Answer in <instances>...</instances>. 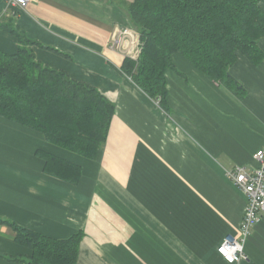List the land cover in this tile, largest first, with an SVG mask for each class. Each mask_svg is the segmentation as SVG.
I'll use <instances>...</instances> for the list:
<instances>
[{
  "label": "crops",
  "instance_id": "0c3cea01",
  "mask_svg": "<svg viewBox=\"0 0 264 264\" xmlns=\"http://www.w3.org/2000/svg\"><path fill=\"white\" fill-rule=\"evenodd\" d=\"M11 22L39 42L31 46L37 60L98 89L114 114L93 159L0 116V217L58 239L81 231L76 264H230L217 247L237 232L246 198L227 171L252 169L253 154L264 147V59L254 65L238 55L229 68L243 88L235 92L174 53L177 71H165L162 107L122 71L125 56L110 48L116 26L132 27L120 6L30 0L20 9L0 0V24ZM259 46L264 52V38ZM18 47L0 27V51ZM37 150L79 164L80 178L69 183L46 174ZM14 234L0 224V264H26L31 254ZM244 251L240 264H264V219Z\"/></svg>",
  "mask_w": 264,
  "mask_h": 264
},
{
  "label": "trees",
  "instance_id": "16d2710c",
  "mask_svg": "<svg viewBox=\"0 0 264 264\" xmlns=\"http://www.w3.org/2000/svg\"><path fill=\"white\" fill-rule=\"evenodd\" d=\"M104 1L120 6L140 37L137 59L125 57L122 71L162 107L168 95L165 71L176 70L174 53H181L208 79L235 92L243 88L238 90L229 68L238 55L254 65L264 59L259 46L264 38V0ZM0 27L19 43L15 53L0 51V116L42 133L53 145L96 157L106 140L114 104L95 87L37 60L31 46L39 42L13 22ZM36 154L43 159L46 174L69 183L80 178L79 164L45 150ZM0 224L12 228L13 241L31 250L22 259L26 264H76L81 231L58 239L1 217Z\"/></svg>",
  "mask_w": 264,
  "mask_h": 264
},
{
  "label": "built area",
  "instance_id": "2783aa9c",
  "mask_svg": "<svg viewBox=\"0 0 264 264\" xmlns=\"http://www.w3.org/2000/svg\"><path fill=\"white\" fill-rule=\"evenodd\" d=\"M8 5L24 9L30 0H6ZM110 48L125 57L137 59L140 51L138 32L128 26H116L112 32ZM256 165L248 169L237 165L227 176L246 198L244 215L234 234H228L217 247L218 254L230 264H240L245 258L244 244L252 229L264 219V147L253 154Z\"/></svg>",
  "mask_w": 264,
  "mask_h": 264
},
{
  "label": "rangeland",
  "instance_id": "374dc122",
  "mask_svg": "<svg viewBox=\"0 0 264 264\" xmlns=\"http://www.w3.org/2000/svg\"><path fill=\"white\" fill-rule=\"evenodd\" d=\"M58 147V146H57ZM61 148V147H60ZM66 150V149H65ZM68 151V150H67Z\"/></svg>",
  "mask_w": 264,
  "mask_h": 264
}]
</instances>
